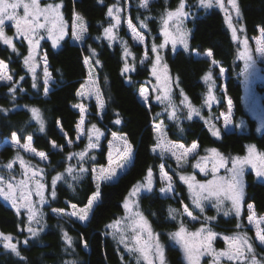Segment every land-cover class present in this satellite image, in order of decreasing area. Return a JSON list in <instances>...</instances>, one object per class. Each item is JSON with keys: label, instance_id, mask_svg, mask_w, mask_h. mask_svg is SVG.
Instances as JSON below:
<instances>
[{"label": "trees", "instance_id": "1", "mask_svg": "<svg viewBox=\"0 0 264 264\" xmlns=\"http://www.w3.org/2000/svg\"><path fill=\"white\" fill-rule=\"evenodd\" d=\"M54 1L63 3L61 11L67 22H71L74 13L83 17L87 22V31L79 44L72 42L69 35L57 48L48 40L43 41L42 48L50 74L47 94L44 92L41 68L35 72L36 87L32 86L34 74L28 71L23 63L24 56L28 54L25 41L21 39L14 43L18 54L13 53L11 48L0 41V59L7 63L9 73L13 76L12 82L0 83V143L2 138L10 136L13 132H16L21 140L31 135L32 146L37 151L46 153L48 159L47 162H41L24 151L8 145L0 146V175L5 180L10 176L16 180L23 178V170L15 159L19 152L30 165L43 169L42 176L38 173L36 178L45 185L40 225L43 230L36 237H31L27 232L28 221L24 213L17 214L16 210L0 197V230L14 236L17 251L20 253L16 256L1 245L0 264H64L68 260H75L77 264H135L131 261L130 254L119 247L108 225L124 216L125 198L134 186L144 180L150 168L152 174L157 176L159 167L163 164L164 170L171 175L174 186L173 193L162 194L156 186L138 196L139 207L151 229L158 234L160 243H166L168 234L181 224L189 228L195 227L196 224L189 222L182 213V204L189 206L191 200L185 185L177 178L180 170L173 171V160L153 151L156 143L153 124L161 119L166 125L165 130L169 138L185 144L196 142L199 153L206 148H215L224 155H241L249 144L264 153V131L257 130L255 119L243 107L239 74L242 65L236 57L235 42L220 11L196 8V1L189 0L190 17L186 21L190 31L188 48L172 50L166 47L162 52L163 61L173 79V105L178 119H172L168 116V110H171L169 104L154 101L151 97L148 106L140 101L139 91L150 79L147 64L139 62L142 47L132 44L125 34V29H120V34L125 36L135 53L134 59L127 58V62L135 70L122 74L125 63L123 46L117 42L111 43L102 36L104 28L111 21V17L107 15L108 7L115 0ZM178 1L156 0L143 10L140 0H122L123 6L129 4L131 22L139 28L141 21L147 25L148 32L145 35L149 54L150 41L155 44L160 41L158 17L161 11L176 6ZM237 4L244 33L247 36L256 35L258 29L264 27V0H237ZM93 49L95 55H92ZM193 50H211L213 60L226 69L224 90L223 80L218 75V66L212 67L207 58L195 57ZM85 58L90 59L94 68L103 108L100 112L95 100L89 102L83 136L75 141L80 112L74 105L81 99L76 93L87 76ZM96 60L100 63H95ZM208 72L212 75L211 83L216 99L209 109L203 108L200 115L193 114L189 118L188 109L181 103V92L193 107L202 106L209 93L204 80ZM13 83L17 89L15 98L8 91ZM226 96L233 103L234 122L241 123V127H236L233 131L221 130L219 136H213L210 125L224 108ZM33 107L40 110L45 124L43 132L39 130V123L32 118ZM5 109L7 111H3ZM117 119L120 123L115 122ZM92 124L103 133L98 142L93 137V142L98 146L88 149L83 160L79 156L69 159V153H79L86 149ZM111 133L124 135L133 147L132 159L127 168L116 179L100 182L101 196L85 223L67 216L54 215L52 209H66L69 204L79 207L87 204L88 198L96 190L92 168L106 164L107 143ZM69 140L72 141L71 144L68 143ZM52 141H55L58 147H53ZM9 161H13L11 170L4 167ZM69 166L74 168L73 174L79 177L78 180L73 181L65 171ZM81 166L87 171L79 173ZM58 173L63 174V178L57 181L56 196L53 198L52 179ZM247 203H252L257 213H264V181L257 180L249 171L245 174L243 199V204ZM170 208L177 210L174 218L169 215ZM205 210L213 213L211 207ZM216 218L209 226L226 234L233 232L241 220L239 218L237 221L234 215L224 217L217 214ZM203 221L199 219V222ZM63 232L72 237L71 247L63 240ZM25 240H28L27 244L24 243ZM220 244L221 240L217 239L216 245ZM256 249L259 259L264 257V246L257 245ZM164 252L168 264H185L177 247L165 245Z\"/></svg>", "mask_w": 264, "mask_h": 264}, {"label": "snow or ice", "instance_id": "2", "mask_svg": "<svg viewBox=\"0 0 264 264\" xmlns=\"http://www.w3.org/2000/svg\"><path fill=\"white\" fill-rule=\"evenodd\" d=\"M214 0H199L201 7L210 8L213 6ZM215 3L218 4L221 8H224L223 0H215ZM228 3L231 5L232 9L235 11L237 17L240 16V8L237 4V0H228ZM149 5V0H141V7L147 8ZM63 3H47L41 4V0H0V41L3 42L5 46L11 48L13 53H17L15 44L13 43V37H9L5 34V25L6 22L10 21L14 25L15 35L27 41L28 44V55L24 56L23 63L28 67L29 71L34 74V83L33 88L36 87L35 83V65L34 61V50L39 45V40L43 37L40 36L41 30L46 31L48 36L52 39L53 46L59 43V41L66 34V24L64 21L63 13L61 11ZM186 3L185 0H180L178 7L174 11H166L161 17L162 25L161 31L164 35V43L160 45L153 44L151 51L156 54L155 61L152 64L151 74L156 77L159 81L161 79L160 74L158 73L157 65L160 64L162 57L160 56L158 49L164 48L169 41H171L173 48H175L177 42L183 44L184 48H188L187 43V32L182 29V24L184 18H186L190 13L185 11ZM22 10V14H21ZM120 8L117 6H109L107 15L111 17L115 23L110 24L109 27L104 28V36L112 41L116 39V36L113 32V29L120 24L119 16ZM226 20L229 28L232 29V38L237 39V29L233 27L231 15L226 14ZM175 21V34L169 31V22ZM144 24L143 21H141ZM129 27L134 33V38L143 41L144 37L136 33L135 27L131 24V21L128 22ZM147 27L146 24H144ZM262 36H264V27L261 29ZM87 31L86 23L79 14L74 13V23L72 26V35L76 40H83L84 34ZM245 50L239 54L240 59L244 60V69L243 72L248 73L249 69L256 64V59L248 50V41L244 40ZM258 47L255 49L259 53L260 57H264V39L257 40ZM18 54V53H17ZM92 55H95V50H92ZM131 55L128 51L125 44L124 48V59L125 63L122 68V74L134 71V67L127 62V57ZM213 53L211 50L207 52V56L211 57ZM145 59H147V52H145ZM85 64H90L91 61L89 58H85ZM95 63H100L99 60H96ZM143 63V60L141 61ZM213 64L216 61H212ZM45 65H47L45 59ZM167 66H165L166 69ZM8 65L5 61L0 60V81L12 82L13 76L7 72ZM223 68L220 69L221 74L223 73ZM211 73L205 77L206 80H209ZM21 80L23 77L20 78ZM50 80V74L47 71V66H45V78H44V92L48 93ZM169 80L167 74L164 75V81L167 83ZM89 83L95 84V81L91 79ZM85 85H81L83 89ZM15 83L13 86L8 89L9 93L15 98L16 92ZM95 92L97 93L96 99L99 107L103 108V100L99 94V89L96 88ZM147 89H141L140 95L147 100L146 96ZM77 96L83 97L87 93L83 91H77ZM157 100H167L169 106L173 107L171 116L173 119H178L175 114V106L172 105L171 101V89L165 88L163 98L161 96L156 97ZM187 98H185L186 100ZM215 96L212 94L211 88H209L208 97L205 100V104H209L210 101L215 100ZM185 103V101H181ZM188 117L195 113L198 114V110L189 103L188 105ZM74 107L78 108L80 111V119L76 125L79 133L83 131L82 126L85 123V114L86 107L84 104H76ZM229 114L231 113L232 102L228 101ZM3 111H7L6 109ZM32 118L39 123V130L44 131L45 124L41 116L40 110L33 107L31 109ZM116 123H120V120L117 119ZM228 117H225V123L227 124ZM157 131H159V126H156ZM103 133L97 128L95 124L91 125L89 130V143L86 146L84 151L79 153H69V159L72 156H79L83 160L88 149H94L98 146L97 143L93 142V137L98 142L100 136ZM212 135L219 136V130L215 129L212 126ZM115 137V134H113ZM26 143H20V137L16 132L11 134V140L14 147L22 148L27 152H31L36 156H39L41 160L47 159V154L44 152H37L35 148L32 147L33 137L28 135L26 138ZM123 140V149H117L115 157L113 152L110 150L108 153V167H101L99 170L92 169L94 174V179L96 181V190L88 198L87 204L77 210L76 204H70V207L73 209L72 212H65L63 209L53 210L59 215H68L71 217H76L79 221H86L89 218V213L92 212L94 205L99 200L101 196V181H111L113 177L117 175V170L125 167L126 162L132 155V145L125 138H120ZM157 147L161 149V155L165 152L170 153L175 157L178 168L181 165V162H187L190 154H194L198 147L196 142H193L192 145L188 148H185L182 144H171L163 143L161 138L157 137ZM69 144L72 141H68ZM53 147H58L55 141L51 142ZM155 150V149H154ZM211 155L200 157L199 161L193 165V167L198 168L201 172L207 171V161L211 159V174L212 179L206 180L201 183L196 181L195 176H184L181 175L180 179L188 183L190 192L193 194V203L200 208L201 211L203 208V201L213 200L214 206L217 210H223L225 202H229L231 207L224 211V215H228L230 211H234L236 216L239 217L241 213V204L245 196V167L251 165V168L254 170L257 177H264V153L256 154L255 146L248 147V155L244 157H233L231 158V167H227L228 160L223 157L217 149L212 148L206 150ZM19 161L20 167L23 170L21 175L22 179L16 180L15 177L10 176L8 180H5L2 175H0V196H3L5 200L11 202V206L16 210L17 214L20 213V210L26 209L27 211V232L31 237L38 236L39 232L43 230L42 227H33L32 225H41L42 212L35 206L32 201V189H30V183L35 184V194L39 197V203L43 204L45 201V185L37 179V174L41 176L43 174V169H37L34 166L30 165L28 161H25L23 157L17 155L15 157ZM4 167L8 170L13 169V161H9ZM162 178L169 181L166 188H161V192L172 191L171 177L167 176V173H164V165L161 166ZM221 168H225L227 175L220 176L218 175ZM67 174L71 176L73 181L79 179L77 175H74V168L69 166L66 170ZM87 171L82 166L79 167L78 172L84 173ZM31 173V175H29ZM152 170L151 168L147 172L146 182L143 184L138 183L133 189L129 192V197H136L142 190L151 191L152 190ZM63 178V174L58 173L52 179V197L55 198V185L57 181ZM71 186V185H70ZM134 203V201H133ZM249 210L251 211L252 205H249ZM124 208L126 210L125 220L127 224L121 226V221H115L112 224L108 225L109 228L117 229L119 232V243L123 244L127 249L128 253L131 256L135 257V264H141V261L145 264H155V261L158 260L159 264H166L164 247L160 244L158 239V234H154L148 225V221L143 216L141 212L132 211L129 198L126 197L124 201ZM176 209H169V215L173 216L176 213ZM184 212L188 216H192V213L188 211L187 206L184 207ZM195 219V217H192ZM206 220L213 219L205 217ZM248 223L256 225V240L259 241L261 245H264V229L260 228V224L264 223V218L256 219L254 215L248 216ZM236 227L241 228V224L237 223ZM24 229H21L23 231ZM131 232V235H127V232ZM145 233L147 234L145 237ZM116 233H114L115 235ZM171 237L179 243L183 250L186 259L189 264H200L201 257L208 256L211 257V264H221L222 259L225 264H264V257L260 259L257 258V254L254 251L253 244L250 242V238L245 232H235L232 235H226L223 237V241L226 243V248L223 250H217L213 247V241L217 238V233L213 232L210 228H206L203 225L201 228L197 229L195 232H188L183 224L178 231L171 233ZM63 240L66 242L68 247L73 245V239L68 235L67 232H63ZM0 239L3 241V247L5 249H10L12 253H15L16 256H19L20 253L17 251V244L12 243L13 237L11 234L5 235L0 233ZM131 241V242H129ZM25 244L28 243V240L24 241ZM85 246H87L85 242ZM67 250V249H66ZM64 264H77L75 260L65 261Z\"/></svg>", "mask_w": 264, "mask_h": 264}, {"label": "rangeland", "instance_id": "3", "mask_svg": "<svg viewBox=\"0 0 264 264\" xmlns=\"http://www.w3.org/2000/svg\"><path fill=\"white\" fill-rule=\"evenodd\" d=\"M156 0H149V5L152 3V2H155ZM196 3V8L199 7V8H202L204 10H210V9H216L218 11H220V13L222 14L223 18H224V21H225V24L231 34V37H232V29L229 28L228 26V23H227V20H226V14L228 15H231V18H232V24H233V27H235L237 29V39H233V41L235 42V45H236V57L237 59L240 61L241 65H242V70L240 71V82H241V87H242V93H241V96H242V102H243V107L245 109V111L252 117L255 119L256 121V126H257V130L258 131H264V57H260L259 53H257L255 51V49L258 47L257 45V40H260V39H264V36H262V33H261V28L258 29V32L256 35H253V36H247L244 31H243V24L241 22V16L237 17L236 14H235V11L232 9L231 5L228 3V0H223V4H224V8H221L218 4L215 3V0L213 2V6L210 7V8H204V7H201L200 4H199V0H195ZM47 3H60L59 1H54V0H41V4H47ZM180 3V0L177 2L176 6L172 7V8H165L163 11H161L158 19H159V25H158V33H159V37H160V41L159 43H157L156 45H160V44H163L164 43V35L161 31V28L163 27L162 25V20H161V17L164 15V13L166 11H174L178 5ZM185 3H186V8H185V11L189 12L190 13V2L189 0H185ZM140 4H141V0H140ZM148 5V6H149ZM111 6H117L120 8V12H119V16H120V24L113 29V32L116 36V39L112 40V41H109L105 36H104V31H103V38L106 39L107 41L111 42V43H114V42H117V44L119 45H122L123 48H125V44L127 46V49L128 51L131 53V55H129L127 58H131V59H134L135 57V53L131 50L130 46L128 45V42L126 41V38L125 36H122L120 34V29L121 28H124L125 29V34L129 37L130 39V42L132 44H136V45H140L142 47V53H141V58H140V64H144L148 66V69H149V72H150V79L147 81V85L141 87V89H147V92H146V96L148 97L147 100H145L141 95H140V91H139V98H140V101L142 103H144L145 105H149V97L152 98V100L154 101H158V102H161V100H157L156 97L157 96H161L163 98L164 96V90L165 88H170L171 89V101H172V105H173V102H174V97H173V79L171 78L168 70H167V67L165 69V63L163 61V56H162V52L163 50L166 48V47H169L170 49H178V48H184L183 44L177 42L175 48H173L172 46V43L171 41L168 42V44L162 48V49H158V52L160 54V56L162 57V60L160 62L159 65H157V69H158V73L160 74L161 76V79L158 81L156 79V77H154L152 74H151V69H152V64L153 62L155 61V56L156 54L153 53L151 51V54L148 53L147 51V39H146V35L145 33L148 32V28L144 26V24H141V27H137L135 24H133L131 22V24L135 27L136 29V33L143 36L144 39L143 41H139L137 39L134 38V33L132 32V29L129 27L128 25V22L131 21L130 18H129V4L127 3L126 6H123L122 5V0H115V2L113 4H111ZM141 7V6H140ZM143 10H146L147 8H144V7H141ZM21 14H22V10H21ZM77 14V13H76ZM64 17V16H63ZM190 17V14L184 18L183 20V24H182V29L184 31L187 32V43H188V40H189V35H190V31H189V28L188 26L186 25V21L189 19ZM84 19V18H83ZM64 21H65V24H66V34L63 36V38L59 41L58 44H56L55 46H53V43H52V39L48 36L47 32L46 31H43L41 30V33H40V36H42L43 38L39 40V45L35 48L34 50V65H35V72L38 70V69H42L43 71V80L45 78V66L48 67V62H47V58H46V55L44 53V50L42 48V44H43V41L44 40H48L51 45L53 47H59L62 43V41L69 35L70 36V40L74 43H81L82 40H76L75 37L72 35V26H73V23H74V14H73V18L71 20V22H67L64 18ZM85 23H86V26H87V22L86 20L84 19ZM115 21L111 18V21H110V24H114ZM110 24L107 26L109 27ZM169 31L172 32L173 34H175V21H170L169 22ZM5 34L9 37H13V43H15L16 41L18 40H21L22 38L20 37H17L15 35V29H14V25L12 24V22L8 21L6 22V25H5ZM86 33L84 34V37H85ZM247 39L248 41V50L250 51V53L253 55V57L256 59V64L249 69L248 73H244L243 72V69H244V60L240 59V56L239 54L241 52H243L245 50V45H244V40ZM25 43L27 44V41L24 40ZM153 44H155L153 41H150V49L152 48ZM27 48H28V44H27ZM209 50H205L203 52H199V51H196V50H193V55L195 57H203V58H207L210 62H211V66L214 67V66H218V75L221 76L222 80H223V90L225 88V79H226V69L224 67H221L219 66V64L216 62L215 64L212 63L213 61V58L212 56L209 57L207 56V52ZM145 52H147V59H145ZM123 53H124V50H123ZM28 55V54H27ZM45 59H46V62H47V65H45ZM2 60V59H0ZM143 60V63H141V61ZM85 61V60H84ZM6 63V62H5ZM86 65V68H87V76L86 78L84 79V81L82 82L81 85H85V87L82 89L81 86H80V89L79 91H83V92H86L87 94L83 97H80V101L78 104L82 103L85 105L86 107V114H85V121H86V116L89 112L88 110V104L91 100H95L100 112L102 110L101 107H99L98 103H97V99H96V95L97 93L95 92V89L98 88V84H97V81H96V74H95V71H94V68L91 66V63L90 64H85ZM132 66V65H131ZM26 68L28 69V67L26 66ZM223 68V73L221 74L220 72V69ZM29 71V69H28ZM7 72L8 74L9 73V69L7 68ZM90 72H91V79L95 81V84H92V83H89V80H90ZM32 73V72H31ZM165 73L167 74L169 80L167 83H165L164 81V75ZM211 73V72H210ZM209 74V72L205 75V77ZM204 77V80L206 81L207 83V87H208V91H209V88H211V91H212V94H213V86H212V83H211V78H212V75L210 77L209 80H206ZM50 81V80H49ZM0 83H10V82H7V81H0ZM99 89V88H98ZM177 93V92H175ZM100 94V92H99ZM181 98H182V101H185V103H182L187 109H188V104L189 102L187 100H185V95L183 92H181ZM208 97V96H207ZM207 97L203 100V103H202V106L200 107H194L198 110V115L201 114V109L205 108V109H209V107L212 105L213 103V100L210 101L209 104H205V100L207 99ZM184 99V100H183ZM231 100L228 96H226V99H225V105H224V108H222L219 112V114L214 118V123L210 125V129L212 131V126L215 127V129L219 130V132L221 130H224V131H233L236 127L240 128L241 127V123H237L235 124L234 122V119H233V114H234V107H233V103H232V108H231V113L229 114V108H228V101ZM232 102V101H231ZM161 103H165V104H169L167 100H163V102ZM192 105V104H191ZM193 107V105H192ZM76 108V107H75ZM78 109V108H76ZM170 109L171 110H168V116L171 117L173 119V117L171 116V113L173 111V107L170 106ZM79 111V109H78ZM189 111V109H188ZM80 112V111H79ZM195 114V113H194ZM228 117V123L226 124L225 123V117ZM80 119V117H79ZM79 119H78V122H79ZM77 122V123H78ZM156 126H159V131H157V128ZM83 130H84V125L82 126ZM91 129V126L89 128V130ZM166 125L165 123L159 119L157 120V123H154L153 124V130L155 132V140H156V143L153 147V151L154 152H157L158 154L161 155V149L159 147H157V137L159 136L162 140L163 143H171V144H182L185 146V148H188L192 145V143L190 144H185L181 141H176V140H173L171 138L168 137V135L166 134ZM113 134H115V137L113 136ZM78 136V130H77V134H76V138H75V141L79 140L82 136H83V131L79 133V139L77 138ZM120 138H125L124 135H121V134H117V133H111L110 134V139L107 143V162L105 165H99V166H93L92 169H97L99 170L101 167H108V153L109 151L111 150L113 152V156L115 157L116 155V151L117 149H120L122 150L123 149V140L120 139ZM20 143L21 144H24L26 143V139L24 140H21L20 139ZM4 145H8V146H11L12 148L14 149H17L19 151H24L34 157H36L38 160H40L41 162H47L48 159L46 160H41L39 156H36L34 155L33 153L31 152H27L25 151L24 149L22 148H18V147H14L13 144H12V140H11V135L8 136V137H4L2 138V141L0 143V146H4ZM249 146H253L252 144H249L246 146V149H245V152L241 155H224L222 154L221 152H219L223 157H225L227 160H228V165L227 167H231V158L233 157H244V156H247L248 155V147ZM33 147V146H32ZM34 148V147H33ZM133 149V147H132ZM155 149V150H154ZM208 149H212V148H206L204 150H202L201 153L198 152V147L196 149V152L194 154H190L189 157H188V160L187 162H181V165L180 167L178 168L177 166V162H176V159L175 157H173L170 153L168 152H165L162 156H167L169 158H171L173 160V171L175 170H180V172L178 171L177 173V178L180 182H182L185 187H186V191L188 193V196L190 198V208L187 204L183 203L182 204V213L184 215V217L189 221L191 222L192 224L196 223L193 227V228H189L187 225H184L183 226L185 227V229L188 231V232H195L197 229L201 228V226L203 225L204 227L206 228H210L213 232L217 233V238L213 241V247L217 250H223L226 248V243L223 241V237L226 236V235H232L234 234L235 232H245L247 233V236L250 238V242L253 244V248H254V251L255 253L257 254V249H256V246L259 245V246H264V245H261L259 243L258 240H256L255 236H256V225L253 223V224H249L248 223V216L251 214V215H254V217L256 219H261V218H264V213L262 214H259L256 212L255 208H254V205L252 203H247L246 205L243 204V201H242V204H241V213L239 217L236 216L235 212L234 211H230L228 215H224V211L228 210L231 205L229 202H225V205L223 206V210H217V208L214 206V201L213 200H207V201H203V208L204 210L201 211L200 208H198L194 203H193V194L192 192H190L189 190V187H188V183H186L184 180H181L180 179V176L181 175H184V176H195V179L196 181H199L201 183L205 182L206 180H210L212 179V174H211V159H209L207 161V171L206 172H201L198 168H195L193 167V165H195L198 161H199V158L200 157H204V156H210L211 154L206 151ZM37 151V150H36ZM37 152H41V151H37ZM255 152L256 154H261L263 153L262 151L258 150L256 147H255ZM132 155H133V151H132ZM132 155L131 157L128 159V161L126 162L125 164V167L122 168V169H118L117 170V175L115 177H113L112 180L116 179V177L121 173L123 172L127 166L129 165L131 159H132ZM164 173H167V176L168 177H171V175L165 171L163 169ZM251 172L254 177L257 179V180H260V181H264V177H257L255 175V172L254 170L251 168V165H247L245 167V174L246 172ZM176 172V171H175ZM227 171L225 168H221L218 175L220 176H225L227 175ZM31 175V173H30ZM93 178H94V174H93ZM146 179H147V176L144 178V180L140 183V184H143L146 182ZM95 180V179H94ZM111 180V181H112ZM96 182V181H95ZM101 182H105V181H101ZM168 183L169 181L167 179H163L162 178V173H161V167H159V171H158V175L157 176H154L152 175V189H154L156 186L159 187V191L161 188H166L168 186ZM244 183H245V175H244ZM171 184H172V191H169V192H161L162 194H168V193H173L174 191V186H173V180H172V177H171ZM30 189H32V201L34 202L35 206L40 210L41 212V203H39V197L35 194V184L34 182L33 183H30L29 185ZM133 189V188H132ZM149 191L147 190H142L139 194L141 193H147ZM139 194L136 196V197H129V194L127 195V197L129 198V202L131 204V209L132 211H139L143 214V212L141 211L140 207H139V204H138V196ZM1 199H3L5 202H8L9 205H11V202L10 201H7L5 200V198L3 196H0ZM134 201V203H133ZM185 205L187 206L188 208V211L192 213V216H188L187 213L184 212V207ZM249 205H252V209L251 211L249 210ZM123 206H124V202H123ZM84 206L82 207H79L77 206V210L80 209V208H83ZM211 207L212 210H213V213H208L206 212V208H209ZM125 209V208H124ZM54 209H52V213L56 216H59V217H62V216H67V217H70L74 220H77L79 221L76 217H71V216H68V215H59L57 214L56 212L53 211ZM57 210V209H55ZM65 210V212H72L73 209L70 207V204L68 205V207L66 209H63ZM20 212L24 213L26 219H27V211L26 209H21ZM194 212H196L198 215H196ZM91 213V212H90ZM90 213H89V216H90ZM217 214L218 215H222L224 217H229L231 215H234L236 220L238 221L239 218H241V220L238 222L239 224H241V228H237L235 227V230L231 233H222V232H218V231H215L214 229H212L209 225V223H211L213 220H216L217 218ZM126 216V210H125V214L123 217H121L120 219H118L119 221L122 222L121 226H124L127 224V221L124 219ZM144 216V214H143ZM145 217V216H144ZM192 217H195V219H193ZM205 217H209V218H213V219H209V220H206ZM146 218V217H145ZM199 219L200 220H204L203 222H199ZM118 220H115V221H118ZM147 220V219H146ZM113 221V222H115ZM81 223H85L86 221H79ZM113 222H111L110 224H112ZM109 224V225H110ZM149 225V224H148ZM33 227H40V225H35L33 224ZM181 227L178 226L177 229H175L174 231L170 232L168 234V241L166 243H163L161 242L160 244L164 247L165 245H170V246H175L177 247L181 253H182V258L184 260V263L185 264H189L188 260L186 259L185 257V254H184V250L182 248V246L177 243L172 237H171V233H174L176 231L179 230V228ZM151 228V227H150ZM260 228L261 229H264V223H261L260 224ZM111 233L114 235V233H116L114 235V237L117 239V243L120 245L119 247H122V250L124 252H127V249L124 247L123 244H120L119 243V232L117 229H113V228H109ZM152 230V229H151ZM152 232L154 233V231L152 230ZM0 233H4L0 230ZM5 235H8V233H4ZM127 235H131V232H127L126 233ZM155 234V233H154ZM146 233H145V237H146ZM12 236V235H11ZM14 237V236H12ZM221 240V244L219 246L216 245V240ZM131 242V241H129ZM160 242V241H159ZM12 243H16V239L13 238L12 240ZM3 246V241L2 239H0V246ZM6 250H10V249H6ZM11 251V250H10ZM129 254V253H128ZM257 258L259 259V256L257 254ZM130 259L132 262H135V257L134 256H131L130 255ZM166 261V260H165ZM143 261H141L142 263ZM145 264V262H143ZM155 264H159V261L156 260L155 261ZM200 264H211V257H208V256H204V257H201V261H200ZM221 264H225L224 260L222 259L221 261Z\"/></svg>", "mask_w": 264, "mask_h": 264}, {"label": "flooded vegetation", "instance_id": "4", "mask_svg": "<svg viewBox=\"0 0 264 264\" xmlns=\"http://www.w3.org/2000/svg\"><path fill=\"white\" fill-rule=\"evenodd\" d=\"M164 255H165V252H164ZM165 260H166V264H168V263H167V259H166V256H165Z\"/></svg>", "mask_w": 264, "mask_h": 264}]
</instances>
